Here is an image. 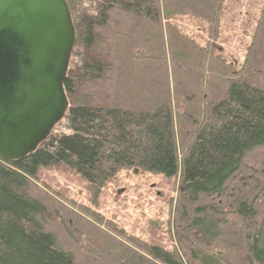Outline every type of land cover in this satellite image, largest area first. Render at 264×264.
I'll use <instances>...</instances> for the list:
<instances>
[{"label": "trees", "instance_id": "trees-1", "mask_svg": "<svg viewBox=\"0 0 264 264\" xmlns=\"http://www.w3.org/2000/svg\"><path fill=\"white\" fill-rule=\"evenodd\" d=\"M65 1L68 134L0 158V264H264V4L239 60L219 44L229 0ZM49 167L96 191L121 171L178 184L177 248L87 225L37 186Z\"/></svg>", "mask_w": 264, "mask_h": 264}, {"label": "water", "instance_id": "water-1", "mask_svg": "<svg viewBox=\"0 0 264 264\" xmlns=\"http://www.w3.org/2000/svg\"><path fill=\"white\" fill-rule=\"evenodd\" d=\"M75 31L65 0H0V158L34 153L63 119Z\"/></svg>", "mask_w": 264, "mask_h": 264}, {"label": "rangeland", "instance_id": "rangeland-1", "mask_svg": "<svg viewBox=\"0 0 264 264\" xmlns=\"http://www.w3.org/2000/svg\"><path fill=\"white\" fill-rule=\"evenodd\" d=\"M263 4L264 0H229L226 3L220 37L223 43L219 44L228 56L239 60L242 58L239 49L249 43L247 33L250 32L251 21L256 19ZM237 9L241 10L240 16ZM192 30L195 32L196 28ZM62 133L68 134L63 123L53 128L52 134ZM37 186L47 194L65 201V207L71 208L69 210H73V215L87 225L105 228L103 222H110L113 228L131 233L163 250L170 251L174 246L177 248L175 231L168 219L178 184L161 175L121 171L116 179L96 191L70 171L62 167H49L40 171ZM216 247L217 251L220 250L219 246ZM259 247L264 248V226ZM201 263L224 264L209 257H201Z\"/></svg>", "mask_w": 264, "mask_h": 264}]
</instances>
